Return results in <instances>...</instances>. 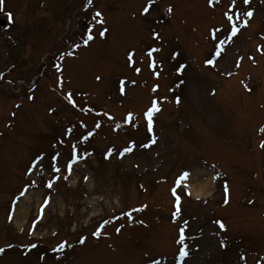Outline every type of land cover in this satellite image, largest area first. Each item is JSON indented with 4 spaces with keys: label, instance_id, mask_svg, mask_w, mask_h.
Returning <instances> with one entry per match:
<instances>
[{
    "label": "rangeland",
    "instance_id": "rangeland-1",
    "mask_svg": "<svg viewBox=\"0 0 264 264\" xmlns=\"http://www.w3.org/2000/svg\"><path fill=\"white\" fill-rule=\"evenodd\" d=\"M155 2L4 0L0 264H264V0Z\"/></svg>",
    "mask_w": 264,
    "mask_h": 264
},
{
    "label": "snow or ice",
    "instance_id": "snow-or-ice-1",
    "mask_svg": "<svg viewBox=\"0 0 264 264\" xmlns=\"http://www.w3.org/2000/svg\"><path fill=\"white\" fill-rule=\"evenodd\" d=\"M3 2H4V0H0V7H2ZM152 2L154 3L155 0H152ZM243 2H244L245 4H248V3H250V0H243ZM89 3H91V0H89ZM233 3H235V0H233ZM147 11H148V8H145V9H144V12H147ZM168 11L171 12V8H169ZM100 15H101V13H99V12L96 13V16H100ZM245 15H246V17H247L248 19H244L243 23H244L245 26H247L249 19L253 16V12H252V11H248V12L245 13ZM9 18L11 19V13H9ZM228 19L231 21V20L233 19V17H232V16H229ZM237 19H240L239 14H237ZM238 31H239V29H238V28L235 26V24H234V25H233V29H232V35L235 36V35L237 34ZM101 35H103V33H101ZM92 38H93L92 35L89 34V36H88V40H91ZM86 43H87V41H86ZM222 45H223V41H221V46H222ZM149 55H151V53H149ZM216 55L219 56V55H220V52H217ZM207 63H208V64H213L214 61L210 59V60L207 61ZM97 79H99V77H97ZM68 98H69V101L75 105V102L72 100L71 94H69V97H68ZM177 102L179 103V100H177ZM159 111H160V108L158 107V105L156 104V102H153V106H152V108H150V109L145 113V116H146V118H147V122H148V123H147L148 131H150V132L152 131V127H153V116H154L155 113H157V112H159ZM97 127H99V125H97ZM262 131H264V129H262ZM152 143H153V144L156 143L155 137L152 138ZM261 147L264 148V144H261ZM128 151H131V148H126V149H125V152H128ZM56 171H59V169H56ZM188 176H189L188 173H184V174L180 177L181 181L187 179ZM51 186H52L51 184L48 185V187H51ZM225 190L227 191V186H225ZM188 194L190 195L191 193H188ZM173 195H176V193H175V189L173 190ZM176 200H177L176 209H177V212H179V210H180V208H179V201H180L179 196H176ZM142 210H143V209H137L136 211H142ZM127 215L131 216V213H128ZM9 219H11V216L9 217ZM220 227H221V228H224L225 226H224L223 223H221V224H220ZM94 235L99 236L100 233H99V232H96V233H94ZM184 238H185V237H184V235H183V230H181V236H180V242H181V243L183 242ZM80 242H81V243H84L83 240H81ZM9 247H11V246H9ZM32 247L35 248L36 245H32ZM61 248H63V245H61ZM4 251H5L4 248H0V253H3ZM186 255H187V251L182 249V250H181V256L183 257V256H186Z\"/></svg>",
    "mask_w": 264,
    "mask_h": 264
},
{
    "label": "bare ground",
    "instance_id": "bare-ground-1",
    "mask_svg": "<svg viewBox=\"0 0 264 264\" xmlns=\"http://www.w3.org/2000/svg\"><path fill=\"white\" fill-rule=\"evenodd\" d=\"M202 184L198 185L199 187H192L193 193L197 197H202V196H206L207 195L208 189H207L206 186H208V184L205 183L204 185H206V186H203Z\"/></svg>",
    "mask_w": 264,
    "mask_h": 264
}]
</instances>
